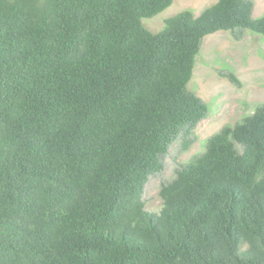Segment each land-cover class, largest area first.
I'll use <instances>...</instances> for the list:
<instances>
[{
  "label": "trees",
  "instance_id": "16d2710c",
  "mask_svg": "<svg viewBox=\"0 0 264 264\" xmlns=\"http://www.w3.org/2000/svg\"><path fill=\"white\" fill-rule=\"evenodd\" d=\"M173 2L0 0V264H264V104L146 209L209 114L189 88L204 39L264 37L251 0L146 28Z\"/></svg>",
  "mask_w": 264,
  "mask_h": 264
},
{
  "label": "rangeland",
  "instance_id": "374dc122",
  "mask_svg": "<svg viewBox=\"0 0 264 264\" xmlns=\"http://www.w3.org/2000/svg\"><path fill=\"white\" fill-rule=\"evenodd\" d=\"M173 1L167 10L145 20L146 28L160 32L166 21L178 13L190 11L198 16L218 0ZM251 1L255 5L254 17H263L264 0ZM228 74H233L239 84L231 82ZM189 88L208 105L209 114L194 130L191 148L183 150L179 139L163 158V170L150 177L144 201L151 212L159 213L162 209V186L176 178L182 165L203 153L212 135L224 126L237 124L264 104V37L251 32L237 37L229 32H219L206 37Z\"/></svg>",
  "mask_w": 264,
  "mask_h": 264
}]
</instances>
